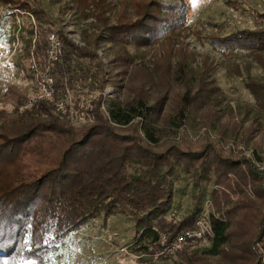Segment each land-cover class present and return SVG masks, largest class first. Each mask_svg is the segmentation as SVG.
Returning a JSON list of instances; mask_svg holds the SVG:
<instances>
[{"label":"trees","instance_id":"1","mask_svg":"<svg viewBox=\"0 0 264 264\" xmlns=\"http://www.w3.org/2000/svg\"><path fill=\"white\" fill-rule=\"evenodd\" d=\"M75 3V17L83 27L81 37L86 48H77L64 40L66 49L52 66L54 89L61 95L68 88L75 108L83 102L85 110L93 114L94 124L74 134L57 122L60 120L68 125V120L58 117L49 104L39 103L24 114L17 112L21 102L15 108L20 118L30 115L34 116L32 119L48 122L33 123L19 138H10L13 135L0 131V264H51L71 235L99 218L105 227L111 216L125 212L135 223L133 252L158 256L162 250L160 235L171 242L192 230L202 217V207L211 197L206 198L202 193L199 198L200 180L226 185L230 174L245 179L250 176L254 182L259 181L258 195L264 198V173L256 172L249 160L243 161V171L235 156H226L213 146L192 150L186 142L177 144L168 140L196 120L212 126L205 115L196 116L198 107L219 105L218 90L213 82L207 81L205 73L193 71L178 60L175 65L169 62L163 66L153 58L161 54L154 53L151 64L159 63L156 70H150L154 77L137 81L132 78V70H142L144 58L156 51V46L164 49L163 59L171 57L174 44L189 30L191 8L188 1L116 0L119 7L116 12L117 5L108 0H76ZM0 5L7 8L10 16L31 15L38 23L37 31L30 24L18 30L24 60L19 67L25 68L30 75L28 59L32 48L41 66L46 57L48 36L55 33L63 40V35L55 31L52 15L33 8L29 1L0 0ZM14 10L17 14L12 12ZM62 11L58 8L59 13ZM254 18L252 30L228 36L214 31L215 35L211 36L214 48L231 61L246 52L251 56L262 55L264 13ZM89 20L94 23H87ZM129 48L144 53L131 56L127 52ZM99 50L110 55V71H105ZM177 53L186 52L176 50ZM185 57L191 60L189 53ZM165 78L182 93L170 108L168 89L165 88L164 96L156 100L151 94V87H157L155 81L160 83ZM107 83L114 85L116 94L121 93L123 100L103 103L102 96L94 98ZM245 89L253 97L257 109H264V81L247 83ZM81 96L87 97L88 102L81 101ZM5 116L0 113L1 122ZM254 120L252 126L250 124L239 134L240 144L247 146L250 141L245 139L256 134L260 125L257 118L252 122ZM218 127L217 123L212 126L213 129ZM233 128L232 131L236 125ZM34 138L41 139V143L36 145L35 165L29 167L22 159L27 150L31 152L30 141ZM233 138H236L235 132ZM252 153L261 161L257 149H252ZM180 179L191 183L194 205L182 218L169 219L166 211L173 185ZM214 199L217 200L215 196ZM237 209L238 206L230 209L231 216L226 222L212 216L214 237L209 247L201 253L176 254L179 264H225L238 251L247 257L244 260H253L252 240L233 242L231 218L235 217ZM258 219L255 240L264 235V211ZM254 263H257L256 258Z\"/></svg>","mask_w":264,"mask_h":264},{"label":"rangeland","instance_id":"2","mask_svg":"<svg viewBox=\"0 0 264 264\" xmlns=\"http://www.w3.org/2000/svg\"><path fill=\"white\" fill-rule=\"evenodd\" d=\"M26 1H29L33 8L41 9L45 14L50 13L52 15L54 29L61 32L63 40L60 38V35H56L65 47L66 42H70L77 48H86V44L81 37L83 27L78 25L75 17L76 0ZM108 1H111L113 5L116 4V0ZM187 1L191 8L188 19L189 30L185 31L178 38L177 43L174 44L171 57L166 56V59L165 57L163 59L164 49L156 46L154 49L156 51H152L144 58L142 70H132V78L137 81L138 79L142 80L147 77H154L151 72L158 68L159 63L163 66L169 62L175 65L176 60L187 64L193 71L205 73L207 81L213 82L212 84L218 90L217 93L220 97L218 96L217 103L219 105L217 107L213 105L206 108L198 107L196 116L203 117L205 115V119L212 122V126L214 123L219 125L218 129H213L209 125H203L196 120L188 126L181 128L175 137H170L168 140L177 144L186 142L188 148L192 150H197L207 145L213 146L226 156L228 154L235 156L236 160L241 164L243 171H245L243 161L247 159L253 164L256 172L264 173V109H257L253 97L245 89V84L247 83H262L264 81V53L262 55L258 53L251 56L249 52H246L239 54L238 59L231 61L224 53L215 49L211 43V36L215 35V32H219L222 36H228L236 32L254 29V17L256 14L264 13V0ZM58 8L63 9L62 13L58 12ZM6 9L5 6L0 5V113L6 115V119L2 122L0 121V131L13 135L10 138H19V135L26 133L29 127L33 126V123L48 121L38 120L37 118L32 119L31 117L34 116L30 115L20 118L15 114V108L19 106L20 102L22 104L25 102L26 96L32 86L31 76L27 74V70L25 68L22 70L19 67V64H22L24 60L21 32L18 33V30L20 28L23 30L24 27L30 24L37 31L36 26L38 23H36L31 15L10 16ZM118 9L117 5L114 11L116 12ZM12 12L17 14L18 11L14 10ZM87 23L93 24L94 21L89 20ZM212 27H216L218 30H213ZM95 33H98V31H95ZM34 50L35 48L33 47L29 54V69L30 62L32 60L36 61L33 54ZM176 50L185 51L186 53L178 55V53L176 54ZM99 51L98 56L102 60L105 71H110V55L106 54L105 51ZM127 52L131 56L144 53L143 50L135 52L131 48ZM154 53L161 54V56L153 57L160 61L155 66L151 64V56ZM187 53L191 55L190 61L185 57ZM158 75L160 73L156 74V76ZM168 81L166 78L160 83L156 80L155 84H157V87H151V94L153 95V99L156 100L164 96L162 91L165 88L168 89L170 108L175 106L177 96H181L182 93L180 91L177 92L174 85ZM113 86L112 83H107L103 89L94 94V98L102 96L103 103L106 102L105 100H123L122 94H116ZM23 98H25L24 101ZM80 100L88 102V98L85 96H81ZM54 111L59 115L58 117L61 116L67 119L68 125L60 120L57 122L71 129L74 134L83 130L84 127L94 124L92 113L93 118L91 123L73 126L67 116L61 115L55 109ZM258 111L259 113H257ZM256 118L260 125L257 127L256 134L252 138L245 139L246 142L250 141L247 146L240 144L241 136L239 134L250 127V124L252 126L256 121L252 122V119ZM235 125L236 129L232 131ZM253 128H256V126ZM233 132L236 133V138H233ZM30 143H32L29 147L31 152L27 150L22 162L25 166L33 167L35 165L34 159L37 156L35 154L38 153L36 145L41 143V139L34 138ZM252 149H257L261 161L252 153ZM250 178L252 177L247 176L245 179L244 176L240 178L239 176L230 174L226 179V185L213 184L207 180H200L199 182V198H202V193H204L206 198L208 196L211 197L208 210H211L215 217H220V219L226 222L229 219L230 209L232 210L234 206H238L235 217L231 218L233 221V242H247L248 240L254 242H252L251 247L255 253L253 260L251 259L250 262L244 260L247 257L238 251L235 252V255L230 260L227 259V263L225 264H255V258L256 264L264 262V235L255 240L257 234L255 226L259 220L258 218H261L263 215L264 198L258 195V189L260 188L258 185L259 181L254 182L252 179V182ZM192 193L190 182H187L185 179L177 181L173 185L172 199L166 211V217L177 220L185 216L194 205V200L191 198ZM214 196L217 200L214 199ZM204 207L205 205L202 207V210ZM201 213L203 214V211ZM134 226V219L126 212L111 216L105 227H103L102 218L96 219L84 227L81 232L67 238L63 242L62 248L53 257L51 264H179L176 254L179 255L185 251L201 253L202 250L208 248L210 245V243H197L183 246L172 253L161 250L158 256H142L133 252L136 243ZM165 257L169 259H165Z\"/></svg>","mask_w":264,"mask_h":264},{"label":"built area","instance_id":"3","mask_svg":"<svg viewBox=\"0 0 264 264\" xmlns=\"http://www.w3.org/2000/svg\"><path fill=\"white\" fill-rule=\"evenodd\" d=\"M65 46L56 34H50L47 40L46 57L41 66L35 60L30 62V76L32 86L27 94L25 102L19 106L18 113L31 111L38 103H48L61 115L67 116L71 125H80L91 123L92 114L80 103L78 109H74L73 95L68 88L61 95H57L54 89V77L52 75V66L58 61L64 52ZM83 101V100H81ZM209 200L204 205L205 211L200 219L195 223L192 230L177 236L172 243L166 241L164 235H160V246L164 252L172 253L181 249L183 246L191 244H206L213 237V229L211 226V217H215L211 210H208ZM203 209V210H204Z\"/></svg>","mask_w":264,"mask_h":264}]
</instances>
